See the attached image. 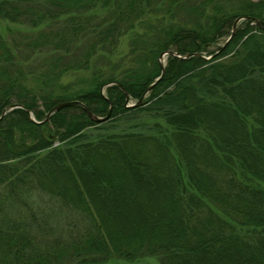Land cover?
<instances>
[{"label": "trees", "instance_id": "obj_1", "mask_svg": "<svg viewBox=\"0 0 264 264\" xmlns=\"http://www.w3.org/2000/svg\"><path fill=\"white\" fill-rule=\"evenodd\" d=\"M45 1L70 24L99 5L111 16L90 32L80 22L40 33L44 47L91 39L41 67L0 34V117L20 104L43 122L23 109L0 121V264H264V0ZM159 13L177 22L134 38L122 73L96 74L86 89L61 84ZM171 50L211 59L168 56L143 105L126 107L127 95L138 102L161 76L159 58ZM113 82L122 87L106 88L109 102L102 88ZM74 100L101 117L112 105L111 120L162 112L168 127L82 141L100 125L82 106L46 120Z\"/></svg>", "mask_w": 264, "mask_h": 264}, {"label": "rangeland", "instance_id": "obj_2", "mask_svg": "<svg viewBox=\"0 0 264 264\" xmlns=\"http://www.w3.org/2000/svg\"><path fill=\"white\" fill-rule=\"evenodd\" d=\"M251 1L259 2L261 0ZM199 2H201V0H191V3ZM228 6L232 7V4L228 3ZM55 10L56 9L50 6L45 0H0V34L6 39L8 43L11 44V46L15 47V51L20 54L18 55L19 59L23 60L26 64L34 65L35 67H41L45 64L43 62L44 58L46 57L48 58L50 56L52 57L56 55L70 57L75 52H77V50L79 49L77 47H81L91 40L88 37H84L83 34H79L74 39L72 44H65L61 48H57L55 44L44 47L42 43H39L40 40L37 39L40 33L49 31L51 33H57L63 31L64 28L72 30L71 26L80 24V22H82L83 25H86L89 29L88 32H90L93 29L95 30V28L99 26L101 22L110 19L111 16L110 7H103L99 5L95 7L91 12H89L86 17L77 20L76 23L70 24L68 22L69 15H63L58 18L56 16ZM113 10L114 8H112V11ZM39 12L40 15H37L36 13ZM36 15L38 16L37 18L35 17ZM159 20H163L165 26H167L168 23L177 22L175 19H170V16L161 13H159V15L151 14L149 16H145L133 30L125 33L120 38L118 48L114 51V54L106 55L104 53L105 50H99L94 54L93 57H91V62L88 65L89 69L69 72L62 77L61 84L65 86L75 85V89H86L88 82L94 76H96V74L103 72L110 73L109 71L112 70H116L115 73H122L124 69H127L129 67L128 64L132 59L131 43L133 39L144 35L146 37L149 35H155V33L160 30V23L158 24ZM245 20H242L240 24ZM84 29H86V27ZM71 33H73V31H71ZM230 38H223L220 41L219 45H217L218 48L219 46H223L227 40L229 42L232 39ZM214 49H217V47H215ZM164 53H162V55ZM199 54L201 55L200 58L202 57L206 60L211 59L210 56L202 55L201 53ZM168 56L170 55L166 54L162 58L165 66ZM136 103L137 101L130 99L127 104L129 106ZM118 119V117L113 120H111L110 118L112 122H107L106 124L103 123L98 126L92 127L90 130H87L86 132H84V135H86L87 138L82 141H91L92 138L96 137L97 135L111 136L115 134L139 133L142 132L144 128L150 127L154 129L157 124H160V127H168L163 113L156 112L154 110L151 112H142L138 117L136 115H129L124 119ZM38 122H40V124L43 123L41 121ZM59 144L60 142H56L55 146H58ZM156 261L157 259L155 258L146 260V262L151 263H156Z\"/></svg>", "mask_w": 264, "mask_h": 264}, {"label": "water", "instance_id": "obj_3", "mask_svg": "<svg viewBox=\"0 0 264 264\" xmlns=\"http://www.w3.org/2000/svg\"><path fill=\"white\" fill-rule=\"evenodd\" d=\"M247 18H238L234 25H233V30H232V35H231V38L236 34V31H237V28H238V25L240 24V22L242 20H245ZM230 38V39H231ZM170 55V56H173V57H177V58H181V59H187V58H191V57H200L201 55L199 53H195V54H187L186 56H181L179 53H177L176 51H168L166 53H164L161 58H160V66H161V69H162V73H161V77H159L155 83H153L147 90V92L143 95V97L138 101V103L132 105L131 107H138V106H142L143 103H144V99L147 97V95L150 93V91L158 84V82L161 80L162 76L164 75L165 73V64L163 62V56L164 55ZM116 84V83H114ZM121 86V85H120ZM130 98L129 96L127 95V102H129ZM75 105H80L82 107H84L86 109V111L88 112V115L90 117V119L94 122H105L107 121L110 116H111V113H109L106 117H99L97 115H94L92 112L88 111V109L86 108V106L80 102V101H69V102H64V103H60L58 105H56L48 114L47 116V121L50 120V118L57 112H60L61 110H63L64 108H67V107H71V106H75ZM16 109H23V110H26L27 113L29 114V117L30 119L37 123V124H40V122L36 121L35 118H34V114L32 112H30V110L26 109L23 105H20V104H12V105H9L8 107H6L4 109V111L2 112V115L0 117V121L3 120L9 113H11L12 111L16 110Z\"/></svg>", "mask_w": 264, "mask_h": 264}, {"label": "bare ground", "instance_id": "obj_4", "mask_svg": "<svg viewBox=\"0 0 264 264\" xmlns=\"http://www.w3.org/2000/svg\"><path fill=\"white\" fill-rule=\"evenodd\" d=\"M114 83H116V84H114ZM112 85H121V84H119V83H117V82H113V83H110V84H107V85H105L103 88H102V95L104 96V98L105 99H107V101H109L110 102V100H109V98L106 96V88L107 87H109V86H112ZM120 87H122V85L120 86ZM130 98V97H129ZM127 100V99H126ZM74 101H79V100H74ZM130 101V100H129ZM81 102V101H80ZM83 103V102H82ZM128 103V102H127ZM138 103V102H137ZM84 104V103H83ZM85 105V104H84ZM134 105V104H133ZM78 106H80V105H78ZM86 106V105H85ZM132 105H129L128 106V104L126 105V107H128V108H134V107H131ZM84 108V107H83ZM86 108L88 109V111H90L89 110V108L86 106ZM85 109V108H84ZM112 109H113V106L111 105V107H110V112L109 113H111V115H112ZM86 110V109H85ZM90 112H92V111H90ZM88 113V112H87ZM93 113V112H92ZM108 113V114H109ZM94 114V113H93ZM94 115H96V114H94ZM98 116V115H97ZM99 117H101V116H99ZM104 117H106V116H104ZM110 118H111V116H110ZM110 118L108 119V120H110ZM107 120V121H108ZM107 121H105V122H96V123H99V124H102V123H106ZM94 122V121H93Z\"/></svg>", "mask_w": 264, "mask_h": 264}]
</instances>
